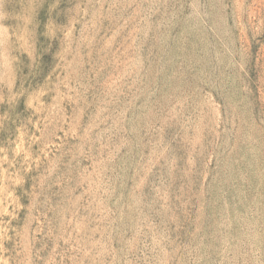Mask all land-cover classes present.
Masks as SVG:
<instances>
[{"label": "rangeland", "instance_id": "374dc122", "mask_svg": "<svg viewBox=\"0 0 264 264\" xmlns=\"http://www.w3.org/2000/svg\"><path fill=\"white\" fill-rule=\"evenodd\" d=\"M0 264H264V0H0Z\"/></svg>", "mask_w": 264, "mask_h": 264}]
</instances>
